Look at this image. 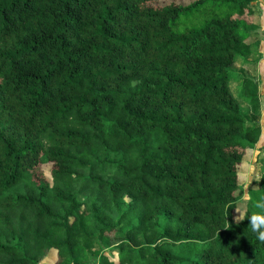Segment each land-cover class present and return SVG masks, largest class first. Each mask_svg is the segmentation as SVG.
<instances>
[{
  "label": "trees",
  "instance_id": "1",
  "mask_svg": "<svg viewBox=\"0 0 264 264\" xmlns=\"http://www.w3.org/2000/svg\"><path fill=\"white\" fill-rule=\"evenodd\" d=\"M255 1L0 0V264H264Z\"/></svg>",
  "mask_w": 264,
  "mask_h": 264
},
{
  "label": "rangeland",
  "instance_id": "2",
  "mask_svg": "<svg viewBox=\"0 0 264 264\" xmlns=\"http://www.w3.org/2000/svg\"><path fill=\"white\" fill-rule=\"evenodd\" d=\"M252 19L257 25V29L253 31L249 37V41L256 42L253 46V53L247 59H237L233 65V77L230 85L235 96L239 95L241 83L238 77H248L257 83L260 95V117L259 124L261 126V134L259 141L253 149L246 151L243 163L238 167L239 185L237 191L238 206L235 210L236 220H241L247 208L249 190L258 188V182L261 173L264 171V0H256L253 4ZM243 111H247V105L239 100ZM50 165H45L44 169L48 173ZM103 252L113 261L117 262V251L107 249ZM43 264H50L44 261Z\"/></svg>",
  "mask_w": 264,
  "mask_h": 264
},
{
  "label": "clouds",
  "instance_id": "3",
  "mask_svg": "<svg viewBox=\"0 0 264 264\" xmlns=\"http://www.w3.org/2000/svg\"><path fill=\"white\" fill-rule=\"evenodd\" d=\"M261 207H264V205H261ZM251 222H252L253 231L255 232L258 229L264 227V216H261V215H253L251 217ZM258 238L261 241H264V231H260L259 232Z\"/></svg>",
  "mask_w": 264,
  "mask_h": 264
}]
</instances>
